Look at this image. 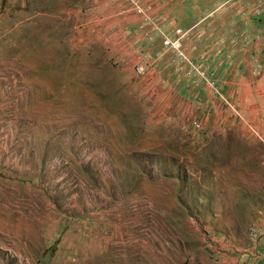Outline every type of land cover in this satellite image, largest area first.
<instances>
[{"label":"rangeland","instance_id":"374dc122","mask_svg":"<svg viewBox=\"0 0 264 264\" xmlns=\"http://www.w3.org/2000/svg\"><path fill=\"white\" fill-rule=\"evenodd\" d=\"M208 1L0 0V264H264V10Z\"/></svg>","mask_w":264,"mask_h":264},{"label":"built area","instance_id":"2783aa9c","mask_svg":"<svg viewBox=\"0 0 264 264\" xmlns=\"http://www.w3.org/2000/svg\"><path fill=\"white\" fill-rule=\"evenodd\" d=\"M148 22L154 24L152 19L147 18ZM188 38V32L182 28H177L174 33L169 35H164L162 46L158 53L160 56L163 54L172 55L179 65L183 68L185 65L190 64L189 52L186 48V40ZM151 66L150 57L146 54L140 53L138 56V61L135 64L134 70L138 76H144ZM252 235L254 238H262L264 236V225L254 224L252 226Z\"/></svg>","mask_w":264,"mask_h":264},{"label":"crops","instance_id":"0c3cea01","mask_svg":"<svg viewBox=\"0 0 264 264\" xmlns=\"http://www.w3.org/2000/svg\"><path fill=\"white\" fill-rule=\"evenodd\" d=\"M216 3H218V5L220 6L227 5V3L223 2V0H209L205 4V8H209V9H211L212 7L215 8L217 6ZM244 4H246V2H244L243 0H236V1L234 0V2L230 4L229 6H233V7L235 6L236 10L241 11V10L246 9L243 7ZM249 6L251 10H257V11L260 9L264 10V0H250ZM172 25L173 26L177 25V22L176 21L172 22ZM251 25H252L251 30L253 31V24ZM207 43L208 41H205L204 45H207ZM253 240H254V244L251 247V252H252L253 257L257 260L264 259V238L262 239L253 238Z\"/></svg>","mask_w":264,"mask_h":264}]
</instances>
